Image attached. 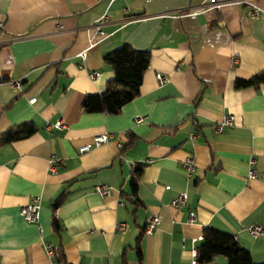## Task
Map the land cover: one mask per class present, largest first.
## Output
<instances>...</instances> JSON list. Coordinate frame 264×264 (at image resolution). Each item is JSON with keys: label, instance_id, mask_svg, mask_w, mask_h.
I'll return each mask as SVG.
<instances>
[{"label": "crops", "instance_id": "obj_1", "mask_svg": "<svg viewBox=\"0 0 264 264\" xmlns=\"http://www.w3.org/2000/svg\"><path fill=\"white\" fill-rule=\"evenodd\" d=\"M217 1L0 0V76L7 77L0 132L22 121L36 127L0 145V264H192L204 226L231 234L254 262L264 261V236L247 231L264 227V84L233 87L235 77L264 67V0H251L258 17L242 0ZM103 13L104 34L90 46L91 23ZM123 42L150 54L139 93L118 113L83 112V95L102 91L113 76L103 54ZM226 114L232 125L215 130ZM57 120L63 128L45 126ZM128 130L136 138L120 151ZM105 131L107 142L78 152ZM136 163L142 170L132 194ZM97 184L110 194L96 193ZM179 193L185 198L173 205ZM34 197L38 219L28 222L19 209ZM150 215L159 221L145 236ZM46 244L60 248L63 260L52 261ZM225 263L217 255L194 264Z\"/></svg>", "mask_w": 264, "mask_h": 264}, {"label": "trees", "instance_id": "obj_2", "mask_svg": "<svg viewBox=\"0 0 264 264\" xmlns=\"http://www.w3.org/2000/svg\"><path fill=\"white\" fill-rule=\"evenodd\" d=\"M149 57L150 54L147 49H136L127 42H123L103 54L102 60L110 66L113 76L107 80L102 91L83 95L80 102L82 111L118 113L126 102L139 93L142 75L148 67ZM6 78L5 76H0V81ZM260 84H264V67L247 78L235 77L233 80L234 88L258 87ZM35 130V125L27 121L9 125L0 132V145L27 137L34 133ZM124 135L126 142L121 145L120 151L129 147L136 138L129 130L125 131ZM141 170V163L133 165L129 177V186L132 194L137 191ZM75 180L71 179L67 185H70ZM65 191L63 190L53 200L51 204L53 210L62 201ZM137 201L135 200V202ZM58 226V221L53 213L52 227L57 230ZM136 248L139 250V238L136 241ZM217 255L225 258V264H264V261L254 262L250 251L241 246L231 234L210 226H204L200 242L195 246V260L203 263ZM62 260L63 256L60 248L58 251L56 249L55 261L60 262Z\"/></svg>", "mask_w": 264, "mask_h": 264}, {"label": "built area", "instance_id": "obj_3", "mask_svg": "<svg viewBox=\"0 0 264 264\" xmlns=\"http://www.w3.org/2000/svg\"><path fill=\"white\" fill-rule=\"evenodd\" d=\"M207 1V5H209L210 7H219L220 6V2L217 0H206ZM241 2L244 3V5H246L247 7V13L249 16L251 17H258L260 15V8L251 0H242ZM197 11H193L192 13H196ZM107 19V15L105 13L99 15L98 17H96L92 23H91V28L93 29V34L92 36H90V42L89 45H93L96 42V38L94 37H101L103 36V31L101 29V25L103 24V22ZM85 51H82L80 54L82 56L85 55ZM90 77L91 78H95L98 75V71L97 70H91L90 71ZM157 79L159 82L164 80V77H162L161 75H156ZM11 84L14 86H17L20 84V80H13L11 81ZM35 100V97H30L29 101L33 102ZM143 120V117L138 116L135 118L136 122H141ZM233 123V116L232 114H226L224 115L219 121H217L214 124V128L217 131L222 130L224 127L230 126ZM46 127L50 128V127H56V128H63L64 127V123L61 120H57L54 123H49L46 122L45 124ZM112 137L111 133L108 132H101V133H97L95 135L92 136L91 140L89 142L83 143L81 145L78 146V152L82 153L84 151H88L90 150L92 147H96L104 142H107L110 138ZM183 168L185 170V174L187 175V177H189L191 175V173L194 170V160L192 155H187L183 161ZM254 175V170L250 169L249 170V176H253ZM94 190L96 191V193H98L101 196H107L110 194L112 188L106 184H97L94 186ZM185 198V194L184 193H179L176 197H174L171 201V203L173 205H178L180 202H182ZM37 197H34V202L33 203H28L25 205H22L19 209V212L22 216V218L28 222H36L38 219V204H37ZM190 218H194V213L190 212ZM159 221V217L157 215H150L148 217V219L146 220L145 224H144V228H143V233L145 236H150L153 229L155 228L156 224ZM117 228L119 229H123L124 228V224L122 222L118 223L116 225ZM39 230L41 229L40 226H38ZM247 231L249 233V235L253 238L255 237H262L264 236V227L260 224L254 223L251 224L247 227ZM45 249H46V253L48 254V256L53 260H55V246L51 245V244H46L45 245ZM192 255L194 257V260L192 259V264L195 263V248L192 249Z\"/></svg>", "mask_w": 264, "mask_h": 264}]
</instances>
